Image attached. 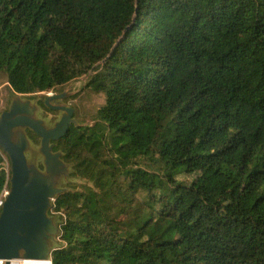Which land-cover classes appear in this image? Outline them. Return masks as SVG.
<instances>
[{"label": "trees", "instance_id": "trees-1", "mask_svg": "<svg viewBox=\"0 0 264 264\" xmlns=\"http://www.w3.org/2000/svg\"><path fill=\"white\" fill-rule=\"evenodd\" d=\"M88 72L107 131L56 141L83 183L48 212L51 264H264V0H0L14 95ZM9 166L0 150V196ZM131 210L175 239L127 232Z\"/></svg>", "mask_w": 264, "mask_h": 264}, {"label": "water", "instance_id": "water-1", "mask_svg": "<svg viewBox=\"0 0 264 264\" xmlns=\"http://www.w3.org/2000/svg\"><path fill=\"white\" fill-rule=\"evenodd\" d=\"M60 96L47 97L46 107L63 114L52 127L35 117L28 100L16 98L8 111L0 114V150L9 160L10 179L6 198L0 209V264L23 261H48L60 229L48 212L51 200L64 189L58 187L63 166L61 152H52L50 141H57L69 130L73 109L50 102ZM28 128L41 139L39 151L44 157V170L31 166L25 156L28 141L23 130Z\"/></svg>", "mask_w": 264, "mask_h": 264}, {"label": "rangeland", "instance_id": "rangeland-1", "mask_svg": "<svg viewBox=\"0 0 264 264\" xmlns=\"http://www.w3.org/2000/svg\"><path fill=\"white\" fill-rule=\"evenodd\" d=\"M51 92L54 93V96H63L62 94L71 96V98L69 97L66 100L68 104H65V106L71 107L73 109L75 118L72 119L78 126L84 127L86 129H95L99 132L107 131L105 125L96 118V112L98 108L104 104V96L101 93L95 91L92 72H88L85 75H82L81 77L61 87H56L48 91L34 90L33 92L28 94L31 96L28 98L33 99V102L42 99L41 101L43 102L44 97ZM15 95L10 91L7 80L0 78V112L8 107L9 103ZM37 117L39 119H44L45 125L51 126L52 122L59 118V113H51L47 109H42L38 113ZM38 147L39 141L35 145L33 144L32 148L30 149V152H32L33 155L31 154L32 156H30L26 154V158L29 161L28 163L31 166L37 168L41 163H43V158L38 151ZM63 167L64 169H60L58 174H56V177L61 176L58 181L59 188L67 191L69 190L67 186H69L70 184L83 183V181L71 176L72 169L70 165ZM150 188L151 191H154L153 187ZM151 214V210H142V212H136L135 210L129 211L127 216L130 219H134V221L129 226L130 229H128L126 226L127 232L131 233L134 232L138 227H143L142 233L146 237L160 238L169 234L170 239H175L176 235L174 234L173 222L171 220H166L160 223L154 222V220L153 222L149 223L147 220L151 218ZM49 216L52 218L54 217V222L59 227V217L52 216L50 214ZM55 243L53 249L60 244L58 236H56L55 238Z\"/></svg>", "mask_w": 264, "mask_h": 264}, {"label": "flooded vegetation", "instance_id": "flooded-vegetation-1", "mask_svg": "<svg viewBox=\"0 0 264 264\" xmlns=\"http://www.w3.org/2000/svg\"><path fill=\"white\" fill-rule=\"evenodd\" d=\"M65 92H67V91H65ZM69 93V92H68ZM63 96H60L61 98L59 99V100H54V101H51L50 103L53 105V106H57V105H61V104H63V105H65V104H68V102H66V100L70 97L71 98V96H67V94L65 95V94H62ZM20 98V100H28L29 102H30V104H32V107H34V112H35V117L36 118H38L37 116H38V113L42 110V109H44V107L47 109V110H49V111H52L51 109H49L48 107H46V105H45V101H46V99H47V97H55L54 96V93H49V94H47V96H45L44 97V99H43V102L41 101L42 99H40V100H38V101H35V102H33V99H31V98H28V97H31L30 95H24V96H22V95H15L13 98H12V100H11V102L9 103V105H8V107L6 108V109H4V110H2L1 112H0V114L2 113V112H4V111H8L9 110V107H10V105H11V103L16 99V98ZM63 97V98H62ZM44 106V107H43ZM53 112H58L59 113V118L57 119V120H55V121H53L52 122V124H51V126H49V127H52L53 125H54V123L56 122V121H58L59 119H60V117L62 116V112L61 111H53ZM72 118H75V113H74V111H73V113H72ZM39 119V118H38ZM43 121H44V119H42ZM73 123H71L70 125H72ZM28 128H25L24 130H23V132H24V134H25V137H26V139H27V141H28V148H27V150L25 151V156H26V154L27 155H30V156H32L33 155V153L32 152H30V149L32 148V146H33V144L35 145V143H33L32 142V140L29 138V136H28ZM31 131V130H30ZM38 139H39V147H40V142H41V139L38 137ZM49 145L50 146H52V152L53 153H55V152H59V151H56L55 150V147H56V141H50L49 142ZM39 147H38V151H39ZM39 153H40V151H39ZM32 154V155H31ZM41 154V153H40ZM42 155V154H41ZM42 160L44 161V157H43V155H42ZM61 159H62V156H61ZM40 165H42L43 166V169H40V166L38 167V169H40L41 171H43L44 170V165H43V163H41Z\"/></svg>", "mask_w": 264, "mask_h": 264}, {"label": "bare ground", "instance_id": "bare-ground-1", "mask_svg": "<svg viewBox=\"0 0 264 264\" xmlns=\"http://www.w3.org/2000/svg\"><path fill=\"white\" fill-rule=\"evenodd\" d=\"M13 264H50L49 260L48 261H23V260H20V261H17V262H14Z\"/></svg>", "mask_w": 264, "mask_h": 264}, {"label": "built area", "instance_id": "built-area-1", "mask_svg": "<svg viewBox=\"0 0 264 264\" xmlns=\"http://www.w3.org/2000/svg\"><path fill=\"white\" fill-rule=\"evenodd\" d=\"M7 194H8V189H4V190L2 191V193H1V196H0V208H1L2 204H3V202H4V199H5L6 196H7ZM54 201H55V199L53 198V199L51 200V204H53ZM50 264H51V263H50Z\"/></svg>", "mask_w": 264, "mask_h": 264}]
</instances>
